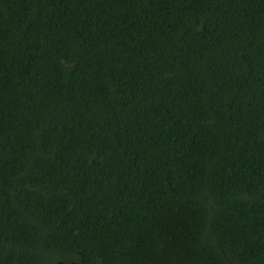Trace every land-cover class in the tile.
<instances>
[{
  "label": "trees",
  "instance_id": "obj_1",
  "mask_svg": "<svg viewBox=\"0 0 264 264\" xmlns=\"http://www.w3.org/2000/svg\"><path fill=\"white\" fill-rule=\"evenodd\" d=\"M264 264V0H0V264Z\"/></svg>",
  "mask_w": 264,
  "mask_h": 264
},
{
  "label": "water",
  "instance_id": "obj_2",
  "mask_svg": "<svg viewBox=\"0 0 264 264\" xmlns=\"http://www.w3.org/2000/svg\"><path fill=\"white\" fill-rule=\"evenodd\" d=\"M56 264H64L61 261L57 262ZM71 264H76V263H71Z\"/></svg>",
  "mask_w": 264,
  "mask_h": 264
}]
</instances>
